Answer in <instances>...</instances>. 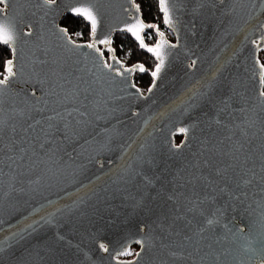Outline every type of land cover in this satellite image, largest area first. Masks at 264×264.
I'll use <instances>...</instances> for the list:
<instances>
[{
	"label": "water",
	"instance_id": "obj_1",
	"mask_svg": "<svg viewBox=\"0 0 264 264\" xmlns=\"http://www.w3.org/2000/svg\"><path fill=\"white\" fill-rule=\"evenodd\" d=\"M90 3L97 38L135 41L121 31L134 21L135 0ZM88 6L0 4V23L32 31L17 40V75L0 96V264H264L246 250L247 239L264 233V2L169 0L171 23L164 16L163 23L174 39L160 30L164 36L149 45L165 42L151 93L136 84L138 70L128 72L133 66L108 51L112 44L97 39L98 57L73 47L92 39L60 31L73 8ZM29 125L44 147L21 160L19 147L10 150L11 128L19 141ZM240 144L241 162L244 154L251 159L218 176ZM249 168L256 176L245 185ZM206 218L218 222L201 239ZM133 245L140 255L119 259Z\"/></svg>",
	"mask_w": 264,
	"mask_h": 264
},
{
	"label": "snow or ice",
	"instance_id": "obj_2",
	"mask_svg": "<svg viewBox=\"0 0 264 264\" xmlns=\"http://www.w3.org/2000/svg\"><path fill=\"white\" fill-rule=\"evenodd\" d=\"M45 4H51L54 3L55 0H43ZM86 2L89 3L88 7H78V8H73L71 10V13L69 17H66V19H71L73 17H82L85 20L90 22V37L92 39V42L83 44V45H75L73 44V47H80V48H87V49H93L98 57H103L104 52L97 47L96 45V40L99 39V44L101 45H108L113 43V38L112 37H105V38H97L96 33H97V26H98V20H97V15H98V10L94 12L95 5L90 3V0H86ZM264 2V0H262ZM8 0H0V4H7ZM135 13L136 15L134 16V21L128 25L126 24L121 31L125 33L131 34V36L135 39V41L138 44V48L140 50L146 51L147 53H151L155 60L156 64L154 67V70L150 71V75L153 77V82L151 86L147 89L149 93L152 92V90L156 86V80L159 78V75L165 65V56L162 51L164 47V41L161 40L159 43H156L154 46H149V44L146 42V40H151L152 39V34L148 32V29H153L155 32L160 36L163 37L164 33L160 31V28L157 24L152 23V22H145L142 18L143 13L140 4H135ZM158 8L161 13H163L164 16V22L165 23H171L170 18H169V0H158ZM62 27L60 31L65 35L68 36L69 34V29L66 25H64V22L62 21ZM28 27L31 29L32 25L29 24ZM261 28H264V24L260 25ZM77 36H82L83 33H75ZM31 37L32 36V31H26V32H17L13 26H10L6 23H0V46H6V51L8 53V58L5 59L4 61V73H0V96H2L5 91L7 90V86L9 84V81L12 80L14 77H16L17 72L14 71V65L17 61V40L21 37ZM178 45L176 44H169V48H175ZM122 47V46H121ZM109 52H114L115 48H110L108 49ZM129 57L132 55L131 50L126 53ZM114 59V57H113ZM102 66L111 70H114L117 75H121L122 73L114 68V65L111 63H108L106 60L101 61ZM119 61H116V64H119ZM261 69L264 70V65H261ZM139 71L140 73H145L148 72L149 70L144 66L143 63H139L132 68L127 69L128 72H133V71ZM261 84L264 85V75H262L261 78ZM134 88L136 87L134 84L132 85ZM137 93H139V89H136ZM35 95V93H33ZM259 96L264 98V91L259 92ZM39 124V122H37ZM6 128V122L3 120H0V151L3 150V132ZM31 130V135H28L29 131ZM41 131H44L45 136L49 135L48 131H45L44 129H41ZM184 131V130H182ZM24 135L20 137L19 141L15 139L17 135V128L16 126H13L11 128V133H12V138L10 140V150H15L17 147H19V151L21 153L19 159L23 160L24 159V154L27 153L29 150L32 151L33 155L36 154V148L37 146L39 148L44 147V143H40V137L36 133V128L33 125H29L28 128L23 129ZM27 145V147H21V145ZM250 152V149L247 150ZM245 153V145L240 144L238 147L235 148L234 152L231 153L233 163H230L227 165L225 168H217L216 173L218 176H224L225 173L227 172L228 168H235L240 166L241 164H247L248 161L251 159V156L248 154H244V160L241 162L240 160V154ZM10 159H13V162H15V157H9ZM260 162H261V167H260V182L264 183V145H262L261 148V157H260ZM248 173H251V176H249L248 179H244L243 183L245 185L252 183V180L255 178L256 173L254 171V168H249L246 170L243 175H247ZM239 186V185H238ZM189 211H192V209H189ZM213 218H206L205 224L200 227L197 230L196 235H199L201 239H203L202 233L206 231L207 229L211 228L215 223H217ZM238 231L241 233L244 232V229L241 228ZM187 240L192 241L193 237L189 236L186 237ZM247 239V238H246ZM142 243V242H141ZM199 243V241H197ZM101 248H103L105 251L107 249L103 244L100 245ZM211 247V245H209ZM247 251H250L252 253H259L262 257V260H264V233L251 238L247 239ZM196 251H200L199 248L196 249ZM137 256L140 255V253H136ZM189 257L192 256V253L188 254ZM215 259H219V257H216Z\"/></svg>",
	"mask_w": 264,
	"mask_h": 264
},
{
	"label": "trees",
	"instance_id": "obj_3",
	"mask_svg": "<svg viewBox=\"0 0 264 264\" xmlns=\"http://www.w3.org/2000/svg\"><path fill=\"white\" fill-rule=\"evenodd\" d=\"M136 4H140L143 20L145 22H152L159 26L160 30L165 27L163 23V15L161 14L158 8V0H135ZM69 17V16H68ZM64 25L69 29L72 37L75 36V33H83L80 36L83 39L91 40L90 37V26L82 18H71L65 19ZM148 32L152 34L151 40H146L149 45H152L157 40V35L155 30L148 29ZM113 48H115L116 53L119 57H126V63L129 66H135L139 63H143L144 66L149 70L145 73L138 72L136 78L139 79L142 83L144 89H148L152 84V78L150 76V71L154 70L155 60L154 58L147 53L146 51L140 50L138 44L127 34H117L112 43ZM122 46V47H121ZM131 50L132 55L129 57L126 53ZM8 58V53L6 51V46H0V73H4V61ZM177 141L180 142L182 135H176Z\"/></svg>",
	"mask_w": 264,
	"mask_h": 264
},
{
	"label": "rangeland",
	"instance_id": "obj_4",
	"mask_svg": "<svg viewBox=\"0 0 264 264\" xmlns=\"http://www.w3.org/2000/svg\"><path fill=\"white\" fill-rule=\"evenodd\" d=\"M161 30H163V31L169 36V38L174 39V35H173V33H172L167 27H164V28L161 29ZM73 38L76 39L77 41H80V42H83V41H90V40L83 39V38H81L80 36H77V35H75ZM121 59L124 60V61L127 60V58L124 57V56L121 57ZM261 59H262V57H261ZM262 62H263V64H264V61H263V60H262ZM136 84H137L138 86H140L142 89H144V87H142V83H140L139 79L136 80ZM135 254H136V251L131 250V251L129 252V255H128L126 258H128V259L131 258V259H132V258H134Z\"/></svg>",
	"mask_w": 264,
	"mask_h": 264
},
{
	"label": "flooded vegetation",
	"instance_id": "obj_5",
	"mask_svg": "<svg viewBox=\"0 0 264 264\" xmlns=\"http://www.w3.org/2000/svg\"><path fill=\"white\" fill-rule=\"evenodd\" d=\"M262 57V59L261 60H263L264 61V49H261L260 50V58ZM131 250H134V251H138L139 250V246H137V245H133V246H131L130 248H129V252L131 251ZM129 252H128V254H126L125 256H123V257H120L119 259H121V260H130L131 258H126L128 255H129ZM136 255V254H135Z\"/></svg>",
	"mask_w": 264,
	"mask_h": 264
},
{
	"label": "built area",
	"instance_id": "obj_6",
	"mask_svg": "<svg viewBox=\"0 0 264 264\" xmlns=\"http://www.w3.org/2000/svg\"><path fill=\"white\" fill-rule=\"evenodd\" d=\"M142 89V88H141ZM143 91H145V89H142Z\"/></svg>",
	"mask_w": 264,
	"mask_h": 264
},
{
	"label": "bare ground",
	"instance_id": "obj_7",
	"mask_svg": "<svg viewBox=\"0 0 264 264\" xmlns=\"http://www.w3.org/2000/svg\"><path fill=\"white\" fill-rule=\"evenodd\" d=\"M136 80H137V78H136ZM146 90V89H145Z\"/></svg>",
	"mask_w": 264,
	"mask_h": 264
}]
</instances>
